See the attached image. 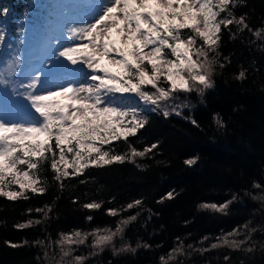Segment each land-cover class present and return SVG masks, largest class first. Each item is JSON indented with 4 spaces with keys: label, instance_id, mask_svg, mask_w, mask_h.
Masks as SVG:
<instances>
[{
    "label": "trees",
    "instance_id": "trees-1",
    "mask_svg": "<svg viewBox=\"0 0 264 264\" xmlns=\"http://www.w3.org/2000/svg\"><path fill=\"white\" fill-rule=\"evenodd\" d=\"M0 5L10 9L9 16L0 19L5 34L0 58L7 57L15 64L12 55L17 44L26 43L27 50L40 45L38 37L49 3L0 0ZM235 14L244 15L249 28L241 32L230 26L235 38L229 29L223 30L220 60L225 67L217 68L214 87L203 96L177 93L175 99L162 101L172 113L169 117L149 112L136 137L113 142L119 154L130 153L131 147L143 151L157 144L151 153L143 158L127 156L123 164L90 166L80 176L64 178L63 188L46 164L41 172L44 194H33L27 201L0 197V264H59L55 242L61 233L115 230L122 219L137 214V220L125 227L123 237L115 238L119 254H113L112 246L103 252L91 248L89 236L86 244L75 247L74 256H85L83 264H163L162 257L167 264H264V200L258 199L264 196V0H240ZM256 31L261 32L259 37ZM8 69L11 67L2 70L7 71L4 77ZM241 71L245 73L243 80L237 79ZM11 100L28 109L18 99ZM177 111L183 115H176ZM217 118L226 127H220ZM190 158L197 163L186 165ZM170 192L171 200L167 198ZM135 200L142 204L126 209ZM229 200L233 203L227 215L201 207ZM91 202H100L101 208L83 207ZM44 205L52 208L47 220L35 211ZM109 209L118 210L117 216L109 215ZM30 219H41L42 223L26 229L16 227ZM234 230L248 241L240 249L229 248L220 239ZM38 240L44 245L38 246ZM8 242L21 247L11 248ZM213 243L220 247L212 248ZM144 244L150 247H137ZM129 245L136 251L119 252ZM180 246L182 255H168Z\"/></svg>",
    "mask_w": 264,
    "mask_h": 264
},
{
    "label": "snow or ice",
    "instance_id": "snow-or-ice-1",
    "mask_svg": "<svg viewBox=\"0 0 264 264\" xmlns=\"http://www.w3.org/2000/svg\"><path fill=\"white\" fill-rule=\"evenodd\" d=\"M77 4L85 11L67 26V44L56 38L51 80L45 82L43 74L35 71L25 73L22 66L15 79L0 76V197L8 201H27L33 194H44L41 172L46 164L63 188L64 178L80 176L90 166L123 164L127 156L143 158L151 153L157 144L143 151L131 147L130 153L119 154L113 142L136 137L149 112L169 117L172 113L161 102L175 99V94L196 92L203 96L212 89L217 68L225 67L220 60L223 30L229 29L235 38L230 26L235 25L241 32L249 28L246 17L235 14L240 0H77ZM9 14L10 9L0 5V19ZM255 35L259 37L261 32ZM4 43L5 34L0 28V45ZM237 79H245L244 71ZM5 92L24 100L28 110L19 109L16 115L5 118ZM175 114L183 115L182 111ZM191 122L196 124L195 120ZM217 124L226 127L220 118ZM196 163L197 159L185 161L186 165ZM167 198L171 200L173 193ZM258 199L264 200V196ZM231 203L233 200L210 202L201 207L227 215ZM141 204V200H135L126 209ZM83 207L100 209L101 203H85ZM35 211L47 220L52 208L44 205ZM117 211L109 209L108 214L115 217ZM137 218L138 214L122 219L115 230L61 233L55 242L59 245V264H83L85 256H74V251L76 246L86 244L89 236L91 248L103 252L112 246L113 254H119L115 238H122L125 227ZM41 223V219H30L16 227L26 229ZM239 235L234 230L220 239L229 248L240 249L247 240L229 239ZM8 243L11 248L21 247ZM36 244L43 246L44 241ZM141 246L150 247L137 245ZM211 247L220 245L213 243ZM135 251L130 245L119 249ZM183 252L180 246L168 255L175 257ZM43 255L50 256L47 251Z\"/></svg>",
    "mask_w": 264,
    "mask_h": 264
},
{
    "label": "rangeland",
    "instance_id": "rangeland-1",
    "mask_svg": "<svg viewBox=\"0 0 264 264\" xmlns=\"http://www.w3.org/2000/svg\"><path fill=\"white\" fill-rule=\"evenodd\" d=\"M47 1L49 3L47 8L50 7V10L47 11V18L44 22V26L41 28L42 38L39 40L40 45L43 46H36L34 49L30 50L29 52H26V43L23 44V46L17 44L15 52L12 55L13 58L17 60L19 64L23 67L25 73L35 71L37 74H43L45 82L53 78L52 71L54 70L50 71V69L51 65L55 63V60L51 59V57L53 51L58 47L56 43V38H59L64 44H67L69 42L66 38L67 26L71 21L77 20L85 11L84 9L78 6L77 0ZM35 37H33V41L36 40ZM2 47L5 48V44L2 45ZM20 54L23 55L20 56ZM25 61L26 64H24ZM8 62L9 59H7V57L0 58V76L4 77L7 72L2 71L3 69H6V67H11V69H8L10 70L9 73L4 78L11 77L15 79L16 74L20 69V66L17 62L15 64H13L12 62ZM11 99H18L25 106H27V103L24 100L16 97L14 94H9V92H5L3 100L5 118L16 115L19 109H23L25 111L28 110L22 108L20 105H18V102H14ZM132 102L135 103V99H133ZM240 233L241 235L237 237H230L232 239L244 240L242 232Z\"/></svg>",
    "mask_w": 264,
    "mask_h": 264
}]
</instances>
